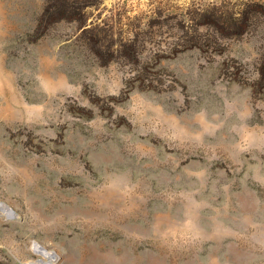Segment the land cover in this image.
<instances>
[{"label":"rangeland","instance_id":"1","mask_svg":"<svg viewBox=\"0 0 264 264\" xmlns=\"http://www.w3.org/2000/svg\"><path fill=\"white\" fill-rule=\"evenodd\" d=\"M0 204V264H264V0H0Z\"/></svg>","mask_w":264,"mask_h":264},{"label":"bare ground","instance_id":"2","mask_svg":"<svg viewBox=\"0 0 264 264\" xmlns=\"http://www.w3.org/2000/svg\"><path fill=\"white\" fill-rule=\"evenodd\" d=\"M0 207H3L2 204H0ZM6 212L10 213V210H5ZM48 257L51 258V257H54V253H51V252H48L47 253ZM50 261V260H49ZM52 262V261H51ZM36 263V262H35ZM40 264H50L49 262H43V261H40ZM52 264V263H51Z\"/></svg>","mask_w":264,"mask_h":264}]
</instances>
